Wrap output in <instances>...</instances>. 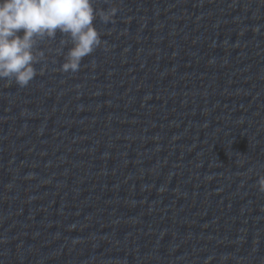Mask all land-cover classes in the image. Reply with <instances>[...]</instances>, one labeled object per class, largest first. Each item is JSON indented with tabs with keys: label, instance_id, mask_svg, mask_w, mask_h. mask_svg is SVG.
Returning <instances> with one entry per match:
<instances>
[{
	"label": "water",
	"instance_id": "1",
	"mask_svg": "<svg viewBox=\"0 0 264 264\" xmlns=\"http://www.w3.org/2000/svg\"><path fill=\"white\" fill-rule=\"evenodd\" d=\"M92 4L0 79V264H264V0Z\"/></svg>",
	"mask_w": 264,
	"mask_h": 264
},
{
	"label": "clouds",
	"instance_id": "2",
	"mask_svg": "<svg viewBox=\"0 0 264 264\" xmlns=\"http://www.w3.org/2000/svg\"><path fill=\"white\" fill-rule=\"evenodd\" d=\"M114 14L115 9L106 12L103 19L107 22ZM97 15L92 0H0V79L26 86L36 75V38L54 37L57 31L71 45L62 71H78L82 59L101 44L93 23ZM257 185L264 191V176Z\"/></svg>",
	"mask_w": 264,
	"mask_h": 264
}]
</instances>
